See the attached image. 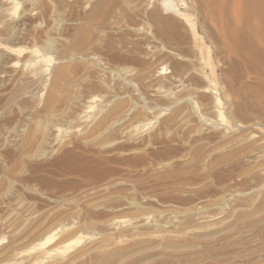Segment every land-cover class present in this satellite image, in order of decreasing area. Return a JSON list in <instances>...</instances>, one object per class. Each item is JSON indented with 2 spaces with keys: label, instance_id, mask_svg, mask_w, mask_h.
I'll return each mask as SVG.
<instances>
[{
  "label": "rangeland",
  "instance_id": "1",
  "mask_svg": "<svg viewBox=\"0 0 264 264\" xmlns=\"http://www.w3.org/2000/svg\"><path fill=\"white\" fill-rule=\"evenodd\" d=\"M15 2L0 0V264L50 230L74 251L263 204L264 116L246 95L258 81L217 47L218 13L202 0ZM239 251L223 264L255 261Z\"/></svg>",
  "mask_w": 264,
  "mask_h": 264
},
{
  "label": "bare ground",
  "instance_id": "2",
  "mask_svg": "<svg viewBox=\"0 0 264 264\" xmlns=\"http://www.w3.org/2000/svg\"><path fill=\"white\" fill-rule=\"evenodd\" d=\"M202 1L205 10L210 13V18L218 13L217 47L221 51L238 56L243 67L253 71L255 81L259 84L251 78L258 86L254 87L252 83L253 87H248L246 95L254 97L258 105L255 111L259 116H264V0ZM7 2L14 5L16 3L15 0ZM234 59L237 60L235 57ZM235 60L232 64H235ZM63 74L64 70L61 69L57 77ZM204 92H207V89H204ZM240 97L242 99V96ZM248 108H251L250 105ZM218 116L222 118L221 113ZM217 218L202 212L190 225H179L180 222H177L178 225L173 228H162L153 233L135 232L127 237H105L99 240L91 238L88 244L74 251L71 250L72 244L69 245L72 239L59 242V230H50L46 231L34 246L21 250L15 264H223V261L238 255L243 247L244 252L239 256L241 259L247 261L244 257L255 252L257 254L252 264H264V202L259 206L250 205L238 210L228 222L212 221ZM120 222L127 221L125 219ZM79 240L80 237L73 242L78 243ZM18 242L19 235L10 237L9 243ZM4 246L5 244L0 243V248Z\"/></svg>",
  "mask_w": 264,
  "mask_h": 264
}]
</instances>
